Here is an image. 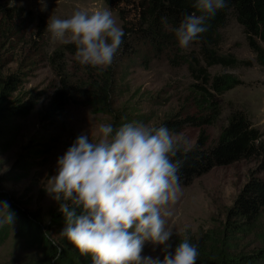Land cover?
Instances as JSON below:
<instances>
[{
	"label": "rangeland",
	"instance_id": "374dc122",
	"mask_svg": "<svg viewBox=\"0 0 264 264\" xmlns=\"http://www.w3.org/2000/svg\"><path fill=\"white\" fill-rule=\"evenodd\" d=\"M9 5L23 10L15 21L0 28V73L8 74L17 68L24 71L16 90L7 97L14 105L29 101L33 107L27 113L0 121V189L17 200L22 210L36 214L38 221L28 235L20 234L16 217L12 225H6L9 234L0 242V264H50L53 261L49 253L61 242L73 249L72 264H92L88 255L78 260L80 252L61 234L65 218L59 211L60 202L47 191V181L57 174L58 158L76 138L84 134L95 139L100 123H112L114 127L130 122L159 126L167 119L172 122L184 119L179 130L171 131L187 136L194 149L202 131L209 137L208 144H212L227 123L228 115L239 111L259 128L264 142V70L255 64L238 71L243 83L220 99V115L213 124L187 121L188 116L199 115L189 100L187 87L191 74L185 68L175 70L164 57L147 55L145 51L139 57L130 53L123 54L122 59L116 56L108 69L114 73L122 70L124 76L121 92L110 100V110L101 104L91 105L88 98L74 96L63 110L54 111L51 102L60 78L46 56L63 43L51 39L47 31L49 18H67L78 7L107 6L103 0H9ZM112 12L121 25L117 14ZM225 33L223 51L239 59L254 60L238 25H229ZM65 60L69 75L85 76L82 68L88 66L76 61L75 53L68 52ZM211 72H219V68L214 67ZM257 162L235 161L214 167L189 183L181 182L182 195L169 205L172 215L166 217L167 227L173 230L170 251L185 235L183 230H187L190 238L198 232L220 228L226 222L236 195ZM247 236L250 244L246 250H251L256 239L252 234ZM164 254L163 246L145 242L142 256L162 261Z\"/></svg>",
	"mask_w": 264,
	"mask_h": 264
},
{
	"label": "trees",
	"instance_id": "16d2710c",
	"mask_svg": "<svg viewBox=\"0 0 264 264\" xmlns=\"http://www.w3.org/2000/svg\"><path fill=\"white\" fill-rule=\"evenodd\" d=\"M103 1L117 14L125 33L124 43L117 54L119 59L126 53L139 57L145 51L147 55L164 57L173 69L185 68L191 74V82L187 87L189 100L199 112L197 117H187L191 124H213L216 121L220 115V99L227 91L243 83L242 75L238 72L240 69H250L255 64L264 70V0H227V7L219 10L209 21L208 31L187 48L179 46L174 29L184 15L195 11L192 0ZM22 10L10 6L9 0H0V28L9 21H15ZM27 17L24 15V18ZM233 23L240 27L249 50L255 56L254 60L239 59L231 52L222 50L225 31ZM75 51L74 44H63L46 56L51 69L60 78L51 108L54 111L63 110L74 96H78L90 99L91 105L101 104L110 110V100L123 88L122 70L114 73L108 70L110 67L101 71L88 66L82 68L85 78L69 75L65 56ZM214 67H218L219 72L212 73ZM24 75L20 68L8 74L0 73V121L27 113L33 107L29 101L14 105V101L7 97L16 90ZM183 120L172 122L167 119L162 125L177 131ZM261 137V131L252 125L246 114L232 111L212 144H208L209 137L202 131L197 148L174 158L183 161L178 173L180 183H189L214 167L241 160H258L257 165L249 170L246 182L236 195L226 222L220 228L198 232L189 238L198 246L196 264H263L264 142ZM0 201L10 204L11 211L18 218L20 234H30L35 221H38L36 214L22 210L18 201L2 189ZM8 234L7 226L0 228V242ZM250 234L254 235L256 241L252 243L251 250H246L250 244L247 235ZM81 256L76 258L80 260ZM73 258V249L62 242L49 253V259L53 261L50 264H72Z\"/></svg>",
	"mask_w": 264,
	"mask_h": 264
},
{
	"label": "clouds",
	"instance_id": "9594fccd",
	"mask_svg": "<svg viewBox=\"0 0 264 264\" xmlns=\"http://www.w3.org/2000/svg\"><path fill=\"white\" fill-rule=\"evenodd\" d=\"M46 6V5H45ZM195 9L174 29L181 48L206 33L209 21L227 0H192ZM51 39L74 44L81 65L106 70L122 48L125 33L107 7H78L67 18L51 16ZM192 142L165 125L144 122L100 123L96 138L81 134L57 160V174L47 191L60 202L65 218L61 233L92 264H196L198 246L187 230L174 250L166 217L182 195L179 171ZM79 210V211H78ZM15 213L0 201V228L12 225ZM145 242L163 246L164 257L142 256Z\"/></svg>",
	"mask_w": 264,
	"mask_h": 264
}]
</instances>
